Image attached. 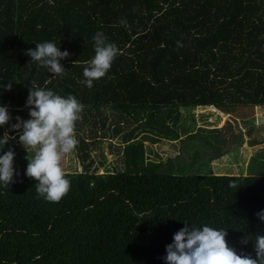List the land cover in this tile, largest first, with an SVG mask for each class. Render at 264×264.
I'll return each mask as SVG.
<instances>
[{
  "label": "trees",
  "instance_id": "obj_1",
  "mask_svg": "<svg viewBox=\"0 0 264 264\" xmlns=\"http://www.w3.org/2000/svg\"><path fill=\"white\" fill-rule=\"evenodd\" d=\"M98 31L120 54L106 76L88 88L81 83L83 61L94 55ZM44 41L69 52L61 61L62 77L26 55ZM32 80L40 86L48 80V88L72 94L84 105L76 123L82 169L64 171L70 191L57 203L38 198L35 181L25 175L26 159L24 169L14 167V182L0 185V264H166V245L185 222L226 229L229 244L255 258L253 242L240 241L264 233V221L256 215L264 210L263 174H185L174 162L179 156L182 161V152L145 164L142 143L132 141L136 128L121 135L120 126L142 117L147 129L177 138L166 119L176 124L182 107L229 112L264 105V0H0V105L12 116L0 126V136L17 132L10 128L16 116L26 118ZM9 81L12 88L5 90ZM104 108L123 120L112 135ZM85 122L107 132L97 136L94 128L98 139L86 140L81 136ZM210 132L214 144L200 139L211 148L208 162L229 146L220 131ZM254 132L251 126L247 135ZM184 134L186 140L196 137ZM259 135L248 143L263 141ZM115 136L125 144L124 168L102 173L90 168L91 146L103 138L111 147ZM9 148L14 162H22L13 143L0 154ZM230 178H239L241 186L230 188Z\"/></svg>",
  "mask_w": 264,
  "mask_h": 264
},
{
  "label": "clouds",
  "instance_id": "obj_2",
  "mask_svg": "<svg viewBox=\"0 0 264 264\" xmlns=\"http://www.w3.org/2000/svg\"><path fill=\"white\" fill-rule=\"evenodd\" d=\"M53 3V0H49ZM121 25L127 27V21L121 19ZM94 55L83 61L84 83L93 87L95 80L101 79L111 69L120 49L114 42H109L105 34L98 31L93 36ZM38 67L46 68L50 73L63 76L65 67L61 61L70 54L61 51L54 41L35 43V48L26 52ZM74 61L73 63H75ZM50 81L40 86L36 80L28 87V97L25 107L29 118L16 116V123L10 125L19 133L18 142L26 150L27 167L25 175L35 181L38 198L47 202H59L69 191L71 182L63 171L60 161L62 154L73 152L79 144L76 123L82 119L84 105L72 94L60 95L47 87ZM11 90L12 82L4 86ZM12 120L7 105H0V126L8 125ZM9 132L0 136V149L8 143ZM15 151L9 148L0 154V185L9 187L14 182ZM239 178H230L229 187L238 189ZM264 221V210L256 213ZM228 233L224 228H214L208 224L195 226L185 222L184 227L173 234V240L166 245V264H264V233L242 237L240 243L253 242L255 258L244 251L238 252L226 240Z\"/></svg>",
  "mask_w": 264,
  "mask_h": 264
},
{
  "label": "rangeland",
  "instance_id": "obj_3",
  "mask_svg": "<svg viewBox=\"0 0 264 264\" xmlns=\"http://www.w3.org/2000/svg\"><path fill=\"white\" fill-rule=\"evenodd\" d=\"M182 108L180 110L182 113L176 124H172L166 119V124L168 126L170 124L169 127L176 132L177 138L170 133H158L155 130L147 129L142 125L141 120H144L142 117L138 118V122H129L127 125V122L118 118V113L115 110L104 108L102 116L107 117L106 124L109 127L108 133L110 135H112V128L118 124V121H123V125L120 126L122 128L121 135L134 127L136 128L132 133V141L142 143L145 164L159 163L182 152L184 154L182 161L186 165L181 168L183 162L179 160L180 156L174 162L177 166L176 170H181L185 174L199 171L229 175H264V105L237 106L229 112L213 106H197L194 109ZM161 111L162 115L165 110L162 109ZM25 117V119L29 118V112L25 114ZM248 126L249 128L253 126L256 130L252 136L255 133H260L259 136H263V141L255 145L248 143V139L252 137L247 135ZM94 128L97 129V136L102 135L103 131L107 132V130H102L100 125L95 127L92 122H89V124L85 122L81 136L90 141L98 139L92 135L91 131ZM214 129L220 131L221 138L225 139V144L229 146L222 148L217 153V157L213 156V159L208 162L206 154H208L207 151L211 153V148L202 144L200 139L208 138L214 144L216 139L214 133L210 132ZM184 130L196 137L186 140V136L189 134H184ZM9 136L15 137L10 138L8 142L15 144L20 156H23L22 162H14V167L22 170L26 167V164H24L26 150L18 142V132H14ZM120 136L113 137L111 147L108 146L107 142H104L103 138H99L101 144L91 146L90 159L92 163L90 168H97L100 173L105 172L107 169L121 170L124 168L121 155L122 146L125 144L120 143ZM238 136H241V139L238 140ZM119 144H121L120 149L112 148L114 145ZM81 162L78 148H76L71 153L62 154L60 165L63 171L72 172L82 169Z\"/></svg>",
  "mask_w": 264,
  "mask_h": 264
},
{
  "label": "crops",
  "instance_id": "obj_4",
  "mask_svg": "<svg viewBox=\"0 0 264 264\" xmlns=\"http://www.w3.org/2000/svg\"><path fill=\"white\" fill-rule=\"evenodd\" d=\"M179 140V139H178Z\"/></svg>",
  "mask_w": 264,
  "mask_h": 264
}]
</instances>
